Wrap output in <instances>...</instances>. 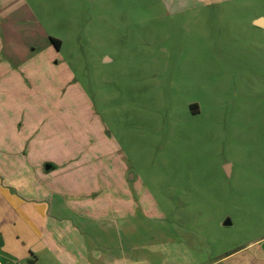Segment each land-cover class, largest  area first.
<instances>
[{"label":"rangeland","instance_id":"rangeland-1","mask_svg":"<svg viewBox=\"0 0 264 264\" xmlns=\"http://www.w3.org/2000/svg\"><path fill=\"white\" fill-rule=\"evenodd\" d=\"M258 20L264 0H0V119L91 191L80 215L152 229L142 262L264 253Z\"/></svg>","mask_w":264,"mask_h":264},{"label":"crops","instance_id":"crops-1","mask_svg":"<svg viewBox=\"0 0 264 264\" xmlns=\"http://www.w3.org/2000/svg\"><path fill=\"white\" fill-rule=\"evenodd\" d=\"M9 127L14 128L13 133ZM15 127L10 120L0 119V257L6 264H38V255L44 252L66 264L153 263L149 258L142 262L137 250L141 235L153 237L152 229L141 234L133 216L121 221L133 225L124 232L118 229L121 224L117 220L80 215L88 207L86 198L91 191L84 185L60 182L61 165L43 156L44 140L19 136ZM76 171L80 170L74 167L66 173ZM69 198L79 202V212L65 205ZM108 222L114 234L97 231ZM65 228L72 230L62 232ZM147 255H151L149 250ZM210 264H264V253H237Z\"/></svg>","mask_w":264,"mask_h":264},{"label":"clouds","instance_id":"clouds-1","mask_svg":"<svg viewBox=\"0 0 264 264\" xmlns=\"http://www.w3.org/2000/svg\"><path fill=\"white\" fill-rule=\"evenodd\" d=\"M149 20H150V17L147 14H142L141 19H140L141 23H145L146 24V23L149 22Z\"/></svg>","mask_w":264,"mask_h":264},{"label":"trees","instance_id":"trees-1","mask_svg":"<svg viewBox=\"0 0 264 264\" xmlns=\"http://www.w3.org/2000/svg\"><path fill=\"white\" fill-rule=\"evenodd\" d=\"M51 42L55 45L58 50L61 48V42L59 40L51 38Z\"/></svg>","mask_w":264,"mask_h":264},{"label":"water","instance_id":"water-1","mask_svg":"<svg viewBox=\"0 0 264 264\" xmlns=\"http://www.w3.org/2000/svg\"><path fill=\"white\" fill-rule=\"evenodd\" d=\"M256 25L257 26H259V27H262L263 26V21L262 20H258L257 22H256ZM49 167H47V169H48ZM3 245V240H2V238L0 237V247Z\"/></svg>","mask_w":264,"mask_h":264}]
</instances>
